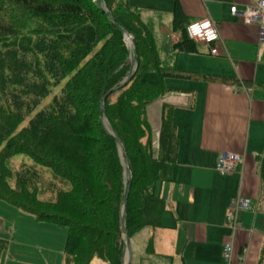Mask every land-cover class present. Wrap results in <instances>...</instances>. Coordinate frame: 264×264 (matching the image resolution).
Masks as SVG:
<instances>
[{
	"label": "trees",
	"instance_id": "obj_1",
	"mask_svg": "<svg viewBox=\"0 0 264 264\" xmlns=\"http://www.w3.org/2000/svg\"><path fill=\"white\" fill-rule=\"evenodd\" d=\"M124 15L146 41L121 24ZM173 17L182 34L174 50L195 52L179 0ZM148 71L160 82H146ZM171 78L230 81L166 68L128 0H0V200L67 229L73 264H125L128 241L163 226L167 204L155 189L176 180L179 140L166 108L155 153L147 109L172 92L163 82ZM18 155L69 188L41 199L35 178L10 166Z\"/></svg>",
	"mask_w": 264,
	"mask_h": 264
},
{
	"label": "crops",
	"instance_id": "obj_2",
	"mask_svg": "<svg viewBox=\"0 0 264 264\" xmlns=\"http://www.w3.org/2000/svg\"><path fill=\"white\" fill-rule=\"evenodd\" d=\"M135 1L133 10L152 33L159 56L157 41L167 38L170 67L160 57L166 68L230 81L171 78L180 83H173L171 93L148 107L155 152L164 109H173L178 173L175 182L155 189L167 204L163 226L149 229L136 253L130 244L125 264H225L223 248L229 243L241 264H264V44L257 26L245 25L231 14L233 5L250 0H179L186 25L210 18L222 37L215 44L194 42L192 53L173 48L182 40L181 32L173 28L176 0ZM142 1L149 3L147 18L164 19L166 35L142 18ZM213 48H218V56L210 54ZM226 152L243 160L233 172L221 174L217 162ZM239 196L249 199L252 208L238 214L239 228L234 232L227 215ZM151 238L153 248L148 252Z\"/></svg>",
	"mask_w": 264,
	"mask_h": 264
},
{
	"label": "rangeland",
	"instance_id": "obj_3",
	"mask_svg": "<svg viewBox=\"0 0 264 264\" xmlns=\"http://www.w3.org/2000/svg\"><path fill=\"white\" fill-rule=\"evenodd\" d=\"M128 3L132 9H136L138 1L134 2V0H128ZM141 6L146 7L140 8V10L143 11L142 18L144 19V16L146 17L149 13L147 7L149 3L147 1H142ZM146 19L155 27H161L159 32L166 35L164 19H160L158 22L149 17H146ZM120 21L135 37L146 41L128 15L122 16ZM77 36L82 37L84 33H79ZM166 39L165 36L164 40L159 38L157 44L161 50L160 57L164 60L165 66L170 67L172 63L169 61L170 52L166 47ZM125 42L130 51L129 61L132 62L135 58L134 41L133 39L131 40L125 37ZM140 67L141 69L145 68V63L143 61H141ZM136 68L137 66L135 64L134 70H136ZM144 80L151 84H157L160 82V76L155 72L148 71L144 74ZM173 81L172 79H164V86L166 88H171L175 86L173 83H180ZM50 102L51 99L46 100L41 105V108L44 109ZM153 125L156 127L155 122H153ZM10 166L15 172H26V175L31 174L32 177L35 178L31 186L37 188L39 197L45 201L55 200L59 190L66 191L69 188V186H65L58 177L53 175L52 170L35 164L25 155H18L11 159ZM14 184L15 183H13V185ZM148 230L149 229L143 230L140 236L131 240L130 244L135 253L137 252L136 248L141 245V242L146 240L145 236ZM66 241L67 229L53 224L39 222L34 214L0 200V264H73V259L68 256L65 251ZM3 248L4 250H2ZM97 261L104 264L103 261L98 259L94 260L91 264H96Z\"/></svg>",
	"mask_w": 264,
	"mask_h": 264
},
{
	"label": "built area",
	"instance_id": "obj_4",
	"mask_svg": "<svg viewBox=\"0 0 264 264\" xmlns=\"http://www.w3.org/2000/svg\"><path fill=\"white\" fill-rule=\"evenodd\" d=\"M231 14L245 25L257 26L259 41L264 44V0H250L249 4L243 6L233 5ZM186 36L195 43L215 44L222 42L219 26L210 18L188 25ZM210 54L218 56V48H213ZM242 160L243 157L238 154L223 153L218 159L217 171L221 174L231 173ZM251 208V201L242 196L237 197L233 202L227 215V223L234 232L239 228L238 214L250 211ZM223 257L225 264H241V259L235 260L233 243L224 246Z\"/></svg>",
	"mask_w": 264,
	"mask_h": 264
},
{
	"label": "water",
	"instance_id": "obj_5",
	"mask_svg": "<svg viewBox=\"0 0 264 264\" xmlns=\"http://www.w3.org/2000/svg\"><path fill=\"white\" fill-rule=\"evenodd\" d=\"M125 37H128V38H130L132 40V38L130 37V35L127 32H125ZM127 199H128V194H126L125 202H127ZM125 237L128 240L127 234H125ZM128 247H130V242L129 241H128Z\"/></svg>",
	"mask_w": 264,
	"mask_h": 264
}]
</instances>
